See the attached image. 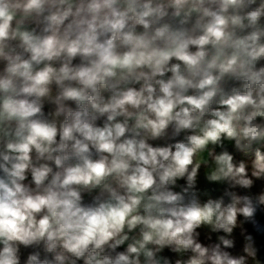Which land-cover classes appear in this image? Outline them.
<instances>
[{
	"label": "clouds",
	"instance_id": "obj_1",
	"mask_svg": "<svg viewBox=\"0 0 264 264\" xmlns=\"http://www.w3.org/2000/svg\"><path fill=\"white\" fill-rule=\"evenodd\" d=\"M0 264H264V0H0Z\"/></svg>",
	"mask_w": 264,
	"mask_h": 264
}]
</instances>
